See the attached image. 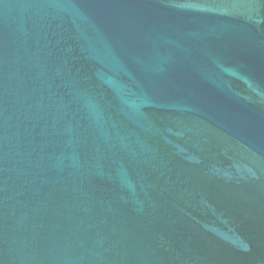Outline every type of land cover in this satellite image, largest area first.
I'll list each match as a JSON object with an SVG mask.
<instances>
[{
	"label": "water",
	"instance_id": "obj_1",
	"mask_svg": "<svg viewBox=\"0 0 264 264\" xmlns=\"http://www.w3.org/2000/svg\"><path fill=\"white\" fill-rule=\"evenodd\" d=\"M0 264H264V0H0Z\"/></svg>",
	"mask_w": 264,
	"mask_h": 264
}]
</instances>
